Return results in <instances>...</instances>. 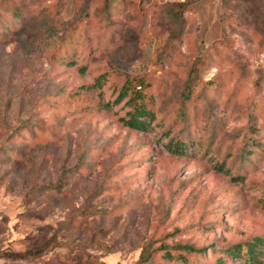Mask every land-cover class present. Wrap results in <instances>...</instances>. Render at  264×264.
<instances>
[{
	"label": "rangeland",
	"instance_id": "rangeland-1",
	"mask_svg": "<svg viewBox=\"0 0 264 264\" xmlns=\"http://www.w3.org/2000/svg\"><path fill=\"white\" fill-rule=\"evenodd\" d=\"M2 1L0 264H239L226 250L264 237V0H190L180 21L172 0ZM62 20L80 23L63 62ZM222 38L186 117L204 146L172 153L185 71ZM105 72L143 76L161 125L125 126L109 84L68 93Z\"/></svg>",
	"mask_w": 264,
	"mask_h": 264
},
{
	"label": "trees",
	"instance_id": "trees-1",
	"mask_svg": "<svg viewBox=\"0 0 264 264\" xmlns=\"http://www.w3.org/2000/svg\"><path fill=\"white\" fill-rule=\"evenodd\" d=\"M101 1L103 6L110 9L115 0ZM2 3L7 9H9V5L4 0ZM189 4L190 0H183L173 4L176 8L171 11V19L174 21L183 20L186 10H189ZM10 11L12 16H20L19 9H12ZM61 24L66 28L65 30L68 31V34L65 35L63 42L58 49L62 51L61 55L57 58L56 53H54L52 54V58L61 59L63 62L68 60V54L72 52V45L75 41L74 33L77 29H80V23L73 24L71 20H62ZM10 26L11 25H7L6 22H0V40L5 41L10 35H12V28L16 27V24H12V28H10ZM219 44L229 46V42H226L225 38L214 42L212 45L205 48L204 51H199L196 54L192 65L185 71L187 73L186 81L184 82L183 90L178 100V110L175 116L176 120L172 126L173 129H177L179 127L183 134H181V137H177L176 134H172L171 127H168L165 130V135L168 138L166 146L172 153L185 154L195 149L201 150L204 146L203 133L198 131L189 132L186 117L188 115V109L192 101V96L199 87L201 74L212 63V56H220L221 54ZM68 63L71 64L70 62ZM108 84L110 87H113L114 93H117L114 104L119 105L123 102V105L126 106L127 112L125 116L120 118L125 126L136 132H145L155 129L157 125H161L160 122H157L156 112H154L151 108L152 97L146 93L147 82L144 80L143 76L128 77L122 84L119 85L116 80L112 79V75L109 72H105L94 78L92 84L83 85L78 89L79 91L72 90L68 93L72 97H79L80 95L82 96L92 93V91H98L99 95H101V90H103V88ZM67 94L65 93L63 97ZM110 105V103L101 105L99 102L96 105H89L86 108L89 112L93 111L95 108L97 110H109ZM205 105H208V100H206ZM162 120L163 118L159 121ZM20 131L28 133L31 131V128L24 125L20 128ZM0 151H3V149ZM260 203H262V206L264 207V198L260 200ZM226 252L229 253L230 258L234 259L236 262L239 261V264H264V237H256L245 242L244 245L238 244L233 248H228ZM148 259V255L146 256L145 253V256L143 255V259L140 264L144 263V261L146 263ZM224 263V261H219L217 264Z\"/></svg>",
	"mask_w": 264,
	"mask_h": 264
},
{
	"label": "crops",
	"instance_id": "crops-1",
	"mask_svg": "<svg viewBox=\"0 0 264 264\" xmlns=\"http://www.w3.org/2000/svg\"><path fill=\"white\" fill-rule=\"evenodd\" d=\"M172 1H178V2H180V1H183V0H172Z\"/></svg>",
	"mask_w": 264,
	"mask_h": 264
}]
</instances>
